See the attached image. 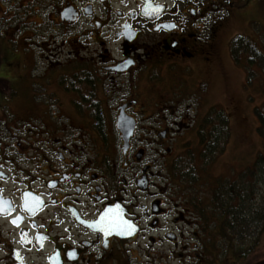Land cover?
<instances>
[{
    "label": "flooded vegetation",
    "instance_id": "flooded-vegetation-1",
    "mask_svg": "<svg viewBox=\"0 0 264 264\" xmlns=\"http://www.w3.org/2000/svg\"><path fill=\"white\" fill-rule=\"evenodd\" d=\"M260 1L0 0V88L24 64L3 49L4 7L49 20L37 48L53 58L18 123L1 111L0 264H220L203 238L231 194V172L209 171L228 140L212 70L260 52L222 35L229 18L258 24Z\"/></svg>",
    "mask_w": 264,
    "mask_h": 264
},
{
    "label": "rangeland",
    "instance_id": "rangeland-1",
    "mask_svg": "<svg viewBox=\"0 0 264 264\" xmlns=\"http://www.w3.org/2000/svg\"><path fill=\"white\" fill-rule=\"evenodd\" d=\"M3 9L5 14H7L6 19L3 21V30H1L3 33V49L10 50L13 56L19 57L24 63L19 71L14 70L16 67L10 65L11 67H5V71L2 73L3 87L0 88V100H2L0 103V115L3 110V118L1 120L6 118L9 126H15L19 117L24 116L22 113H17L18 104L16 101L18 96L23 95L26 101L31 98L30 93H26L28 87L33 83H39L38 80L44 78V71L46 67H49L50 59L53 60L46 52L42 53L37 48V46L42 45V42L48 40L47 37L52 33V28L49 20L40 19L42 13L36 14L32 8L24 10L21 7L6 6ZM249 9L247 7L244 13L249 12ZM251 11L257 14L255 17L260 20L258 24H250L251 26H249V24L245 25L229 18L222 29V35L226 38L230 34L246 33L251 40L258 43L260 52L264 55V1L261 2V5L255 4ZM263 64L264 62L259 60L257 67H252V72L254 71L255 75L251 79H247L249 75L247 72L249 71L244 65H239L235 70L225 63L221 66L214 64V69L212 70L214 73L211 84L213 103H215V108L220 113L222 112V114L227 116V131L229 135L227 142L225 137L223 138L222 135H219L221 141L227 143L226 150L220 151L221 148L220 150L217 148L213 165L216 167L213 169L210 166L209 171L214 172L213 174L216 176L222 173H226L225 176H227L228 171L231 172L229 174L230 184L232 182L241 183L244 190L248 178L246 176L241 178V173L247 172L248 168H260V164H254V162L259 156L264 155V145L256 131L258 121L254 114V108L262 105L264 99ZM228 95L231 97H227ZM218 114L214 115V117L216 116V125L218 123ZM0 125L3 126V123ZM187 160L189 166L194 164V158L190 153L187 156ZM221 160L226 163V167L219 168L222 165L219 162ZM247 175L250 174L247 173ZM176 184L177 181L175 182ZM175 185L173 187L174 190H176ZM215 217L216 229H218L220 222L218 212H216ZM216 229L209 230L207 236L203 238L215 240L212 245L205 246L206 253L215 255V259L220 264H225V261H231L232 264H264V231L260 232L261 222H253L249 227V238L243 240V243H258L259 245L255 247V251L248 258L240 257L242 256L240 254L247 248L239 246L242 241L238 243L239 245L235 247L236 250L234 251L228 247L230 245L228 239L230 240L232 237L223 238L218 236ZM259 254L261 255L260 257ZM240 259L243 260L238 263Z\"/></svg>",
    "mask_w": 264,
    "mask_h": 264
},
{
    "label": "trees",
    "instance_id": "trees-1",
    "mask_svg": "<svg viewBox=\"0 0 264 264\" xmlns=\"http://www.w3.org/2000/svg\"><path fill=\"white\" fill-rule=\"evenodd\" d=\"M264 1V0H263ZM247 51V74L248 78L251 79L255 72H252V61L256 62L262 60L264 62V55L261 52H257L256 48L253 45H248L246 48ZM264 67V64H263ZM264 73V71H263ZM251 83V82H250ZM263 93H264V84H263ZM217 112V125H216V136L222 135L223 138L228 136V119L227 116L220 113L219 110L215 108ZM254 114L258 121L256 127L257 134L262 139L264 145V99L262 105L254 108ZM220 118V119H219ZM201 141H208L206 132H201L199 134ZM218 140H216L217 142ZM254 164H260V168L252 169L248 168L247 172L241 173L242 177H247V184L245 185V190L243 189L241 183L232 182L230 185L231 194H230V210L229 213H225V209L220 208L219 214V228L216 229L217 235L222 236L223 238L232 237L228 241L230 242V247L234 251L236 250L239 242L242 241V244L239 246L247 247L243 252L242 256L248 258L252 255V252L255 251V247L259 246L258 243H243V240L249 238L250 231L249 227L253 222H261L260 232L264 231V155L259 156ZM257 166V165H255ZM254 166V168H255ZM252 170V171H251ZM249 173L250 175H247ZM176 178V172H173ZM239 193V194H236ZM257 203V204H255ZM205 216L202 215V218ZM228 218V219H227ZM216 235V234H215ZM213 236V235H212ZM215 237V236H214ZM258 255V254H257ZM261 255L259 254V257ZM243 259L238 260V263H241Z\"/></svg>",
    "mask_w": 264,
    "mask_h": 264
},
{
    "label": "snow or ice",
    "instance_id": "snow-or-ice-1",
    "mask_svg": "<svg viewBox=\"0 0 264 264\" xmlns=\"http://www.w3.org/2000/svg\"><path fill=\"white\" fill-rule=\"evenodd\" d=\"M14 222H15V221H14ZM123 223L127 224V222H126V221H125V222H123ZM128 227H129V229H131V227H132V226H131V225H128Z\"/></svg>",
    "mask_w": 264,
    "mask_h": 264
}]
</instances>
